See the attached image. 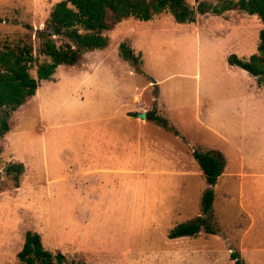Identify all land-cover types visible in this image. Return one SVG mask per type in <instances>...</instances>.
Listing matches in <instances>:
<instances>
[{
    "label": "rangeland",
    "instance_id": "obj_1",
    "mask_svg": "<svg viewBox=\"0 0 264 264\" xmlns=\"http://www.w3.org/2000/svg\"><path fill=\"white\" fill-rule=\"evenodd\" d=\"M57 1L0 0V38H25L37 56L35 32ZM263 28L239 10L185 23L167 10L128 16L101 32L105 47L39 80L0 136V264H24L27 230L86 264H234L231 251L264 264V83L227 62L256 53ZM193 150L223 162L211 186L216 233L169 238L201 213L208 185ZM15 163L16 181L5 171Z\"/></svg>",
    "mask_w": 264,
    "mask_h": 264
},
{
    "label": "trees",
    "instance_id": "obj_2",
    "mask_svg": "<svg viewBox=\"0 0 264 264\" xmlns=\"http://www.w3.org/2000/svg\"><path fill=\"white\" fill-rule=\"evenodd\" d=\"M163 10L169 11L179 23L193 22L196 12L219 15L229 10L257 14L264 21V0H217L216 3L202 0L195 9L185 0H59L54 3L44 26L35 32L37 56L33 55V46L25 38H0V136L9 130L11 112L33 96L38 81L50 78L58 65H75L85 52L105 47L107 39L101 32L111 29L122 18L132 16L148 20L154 13ZM258 39L256 53L247 59L230 54L227 62L245 70L258 83H264V28L259 31ZM119 48L123 59L135 66L139 64V55H135L126 43H120ZM38 56L43 59L38 61ZM34 65L35 75H32ZM146 117L177 134L166 118L154 113H146ZM192 156L208 185L200 200L201 213L172 228L168 233L169 238L195 235L199 231L216 233L211 222L214 199L211 186L221 173L223 162L220 154L211 150H193ZM22 170L23 165L15 163L6 167L5 171L13 174L12 178L16 181ZM229 256L234 264H246L237 251H231ZM17 257L24 264H86L83 261L66 260L60 251L45 249L40 235L31 230L25 232Z\"/></svg>",
    "mask_w": 264,
    "mask_h": 264
},
{
    "label": "water",
    "instance_id": "obj_3",
    "mask_svg": "<svg viewBox=\"0 0 264 264\" xmlns=\"http://www.w3.org/2000/svg\"><path fill=\"white\" fill-rule=\"evenodd\" d=\"M140 118H145V112H140L137 114Z\"/></svg>",
    "mask_w": 264,
    "mask_h": 264
},
{
    "label": "crops",
    "instance_id": "obj_4",
    "mask_svg": "<svg viewBox=\"0 0 264 264\" xmlns=\"http://www.w3.org/2000/svg\"><path fill=\"white\" fill-rule=\"evenodd\" d=\"M243 70V69H242ZM245 71V70H244ZM246 72V71H245Z\"/></svg>",
    "mask_w": 264,
    "mask_h": 264
}]
</instances>
